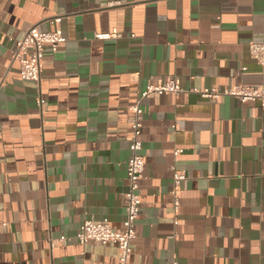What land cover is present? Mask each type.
I'll return each instance as SVG.
<instances>
[{"label": "crops", "instance_id": "obj_1", "mask_svg": "<svg viewBox=\"0 0 264 264\" xmlns=\"http://www.w3.org/2000/svg\"><path fill=\"white\" fill-rule=\"evenodd\" d=\"M59 17L66 42L22 80L16 41ZM252 43L264 0H0V264L118 263L116 244L75 237L85 220L122 226L133 107L168 80L184 92L142 101L128 264H264V108L193 91L264 87Z\"/></svg>", "mask_w": 264, "mask_h": 264}, {"label": "built area", "instance_id": "obj_2", "mask_svg": "<svg viewBox=\"0 0 264 264\" xmlns=\"http://www.w3.org/2000/svg\"><path fill=\"white\" fill-rule=\"evenodd\" d=\"M61 18H55L53 24L57 26L54 32H45L38 27L30 28L24 37L16 41V50L12 56V62L20 66V78L24 81L39 84L42 78L43 57L45 47L49 46L53 51L66 42L62 30L59 28ZM99 38H109L110 36H98ZM251 56L258 64L264 66V45L250 44ZM194 92L204 98L218 99L221 96H230L239 100L241 103L258 102L264 108V87L260 85L241 84L228 88L222 92L218 90H205ZM184 92L181 86L175 80H168L157 86H150L142 92L133 107L134 117L131 120L133 138L131 140L130 158L127 162V178L129 181L128 191L123 195L125 202V218L120 228L113 227L107 220L96 222L94 220H85L77 235L76 241L80 245L94 243L105 246L116 244L120 250L117 264H128L133 253L132 242L136 238L137 219L141 209V197L139 194L140 182L143 179L145 168V158L141 154L143 149L142 129L144 110L142 101L151 94H180ZM39 106L43 102L40 99ZM181 150L175 152L180 154ZM188 177L185 172L175 170L173 173V190L172 195L178 205V193L185 187ZM6 223L0 221V230L5 227ZM65 238L61 241L65 242Z\"/></svg>", "mask_w": 264, "mask_h": 264}]
</instances>
